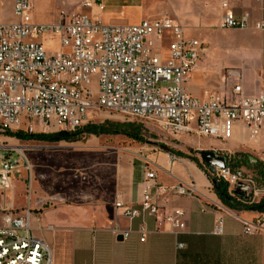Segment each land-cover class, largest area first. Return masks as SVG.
Returning <instances> with one entry per match:
<instances>
[{"label": "built area", "instance_id": "2783aa9c", "mask_svg": "<svg viewBox=\"0 0 264 264\" xmlns=\"http://www.w3.org/2000/svg\"><path fill=\"white\" fill-rule=\"evenodd\" d=\"M99 0H93L97 2ZM89 8L88 2H83ZM222 8L226 4L222 3ZM15 21L0 23V133L17 128L24 121H35L44 131L74 132L89 124V113H112L127 120L150 121L170 135L227 140L235 123L243 124L250 136L264 126V92L244 96L239 85L224 97L205 98L186 91L191 73L200 60L202 45L186 37L183 26L174 19L141 20L130 25L105 24L86 14H60L53 23L33 20L29 0H13ZM227 30H264L263 22H251L247 14L236 17L227 11L220 18ZM51 37L54 48L47 50L40 38ZM92 84L95 91L91 89ZM17 151L21 167L0 155L3 188H10L12 177L26 172L31 186V165ZM143 171L142 192L136 207L119 201L113 207L132 221L152 218L176 235L185 229V215L179 209L167 211L161 201L201 194L192 182L157 181L159 167L147 156H139ZM210 177L227 184L230 195L237 185L246 186L248 202L264 192L245 181L240 174L215 168ZM211 208L203 206L200 211ZM32 210L5 213L0 226V264H53L51 247L33 235ZM245 235L264 232L261 218L240 220ZM115 237L125 239L130 230L113 228ZM143 242L149 232L137 230ZM214 233H222L218 219ZM181 248V245H178Z\"/></svg>", "mask_w": 264, "mask_h": 264}, {"label": "crops", "instance_id": "0c3cea01", "mask_svg": "<svg viewBox=\"0 0 264 264\" xmlns=\"http://www.w3.org/2000/svg\"><path fill=\"white\" fill-rule=\"evenodd\" d=\"M213 1L205 4V0H197L191 15L193 22L204 27L198 34L207 39L210 46L202 45L200 60L189 77L186 91L198 98L210 94L228 97L235 85L240 86L244 96L264 92V30H227L220 26V18L227 11L236 17L247 14L251 22L264 23V0ZM29 2H37L45 9L47 22L43 23L56 22L60 14L83 13L97 17L105 24L130 25L151 15L147 9L148 0ZM48 2H55V7L46 8ZM83 2H88L90 7L84 8ZM222 3L227 5L226 8H222ZM32 16L36 22L33 11ZM14 21L13 0H0V23ZM260 139H264V126L256 136H250L243 124L235 123L227 140L205 139V143L226 154L264 155ZM13 142L19 143L0 135V150ZM128 149L122 153L123 165L106 180L108 200L94 205H66L59 194L39 199L34 192L26 196L22 183L12 178L10 188L0 186V226L3 214H16L30 208L32 233L51 247L53 264H264V232L245 235L240 222L263 215L225 207L214 194L205 172L187 158L177 157L176 160V156L156 149L147 150L146 155L159 167L158 182L171 184L175 179L192 182L201 194L199 200L177 197L161 201L167 211L179 209L184 212L185 229L174 235L167 225H163V231L154 232L157 224L152 218L126 220L122 209L114 208L113 202L136 207L143 181L140 158L131 152L134 148ZM203 206L211 210L201 212ZM218 219L222 220L219 235L214 233ZM141 226L149 232L143 242L139 241L137 233ZM113 228L121 232L128 229L130 233L125 239L118 240L111 233Z\"/></svg>", "mask_w": 264, "mask_h": 264}, {"label": "rangeland", "instance_id": "374dc122", "mask_svg": "<svg viewBox=\"0 0 264 264\" xmlns=\"http://www.w3.org/2000/svg\"><path fill=\"white\" fill-rule=\"evenodd\" d=\"M110 2H124V0H110ZM147 9L151 15L145 20H154L160 18H169L178 21L184 28L185 34L196 39L205 45L210 46L207 39L199 36L198 32L204 27L192 21V12L196 9L197 0H148ZM214 2L213 0H205ZM36 22H47L44 18L45 9L37 2H30ZM49 7L54 8L55 2H48ZM47 50L54 48V42L51 37L40 38ZM91 89L95 91L92 84ZM92 119L90 124H102L110 122H131L142 126V136L145 140L143 143H137L122 135H82L78 141L46 143L32 140H20L19 143H10L8 148H2L0 155H3L9 162H17L21 167V160L16 151L24 149L23 155L31 165V186L27 187V174L22 169L18 176H13V180L22 183L23 192L26 196H31L34 192L38 197L59 194L64 198V203L71 206L94 205L99 201L108 200L105 195L108 192L106 180L116 173L119 166H122V153L128 148H134L131 151L138 156H146L147 150L156 149L160 151L159 146H164L173 154L183 153L186 156L197 160L207 172L198 156L199 151H213L217 155L225 156L226 164L230 167L229 157L233 154H226L216 150L213 146L205 143V139L197 138L195 135H170L159 130L158 126L150 121L127 120L112 113L101 112L89 113ZM7 132V131H6ZM0 135H5V133ZM8 132H22L26 134L38 133H56V128L50 126L48 131H43L35 121H24L19 127L12 128ZM6 136V135H5ZM9 137V136H6ZM12 138V137H9ZM15 139V138H13ZM260 145H264V139L259 140ZM4 145V144H3ZM1 149V148H0ZM213 149V150H212ZM129 150V149H128ZM235 154V153H234ZM251 156L261 162L259 167H236L235 172L239 173L245 181H250L255 188L264 192V178L260 175L264 171V155L256 153H241ZM174 157V156H173ZM174 159H178L174 157ZM239 160V158L237 159ZM235 159L231 160L234 163ZM118 168V169H117ZM232 168V167H231ZM210 186L212 184L209 180ZM12 185V182H11ZM0 192L1 189H0ZM105 192V193H104ZM264 198L260 195L254 202ZM259 217L264 221V214Z\"/></svg>", "mask_w": 264, "mask_h": 264}, {"label": "trees", "instance_id": "16d2710c", "mask_svg": "<svg viewBox=\"0 0 264 264\" xmlns=\"http://www.w3.org/2000/svg\"><path fill=\"white\" fill-rule=\"evenodd\" d=\"M142 126L140 124L125 122H110L106 121L102 124H86L74 132H64L59 131L56 133L46 134V133H38V134H24L22 132H6L5 135L20 139V140H32L38 142H46V143H58V142H73L78 141L82 135H92L98 137L100 135H122L127 139L135 141L137 143L145 142L142 136ZM162 152L174 155L176 157L187 158L193 163L197 165L198 168L203 170L207 175L208 179L211 181L215 180L217 182L216 188L212 186V190L214 194L217 196L219 201L228 209L233 211H248V212H256L259 214H264V198L260 199L258 202H248L239 200L236 196L230 195L227 190V184L222 181L212 177H209L207 172L203 169L202 165L195 159L190 158L182 153L173 154L169 149L164 146H159ZM247 155L241 153L233 154V158L229 157L230 169L235 171L236 167H259L261 166V162H257L256 164H246L245 158ZM227 158V157H226ZM239 158V160H237ZM235 159L234 163H231V160ZM232 167V168H231ZM260 175L264 178V171L260 172Z\"/></svg>", "mask_w": 264, "mask_h": 264}, {"label": "water", "instance_id": "95a60500", "mask_svg": "<svg viewBox=\"0 0 264 264\" xmlns=\"http://www.w3.org/2000/svg\"><path fill=\"white\" fill-rule=\"evenodd\" d=\"M198 156L200 158V162L203 164V166L205 167V169L209 173H213L215 168L225 169L227 167L226 157L217 155L213 151H199ZM257 162H258L257 159H255L251 156H246V158H245L246 164H256ZM211 184L213 187L216 188L217 182L215 180L211 181ZM0 186H3L1 176H0ZM233 194L239 200H242V201L248 200V196H247V192H246V186L243 184L239 183L237 185V188L234 190ZM117 239L120 240L121 237H118Z\"/></svg>", "mask_w": 264, "mask_h": 264}, {"label": "bare ground", "instance_id": "6f19581e", "mask_svg": "<svg viewBox=\"0 0 264 264\" xmlns=\"http://www.w3.org/2000/svg\"><path fill=\"white\" fill-rule=\"evenodd\" d=\"M18 150V152H20L21 151V149H17Z\"/></svg>", "mask_w": 264, "mask_h": 264}]
</instances>
